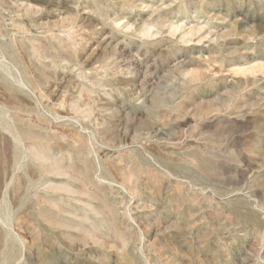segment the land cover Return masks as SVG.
<instances>
[{
	"label": "rangeland",
	"instance_id": "1",
	"mask_svg": "<svg viewBox=\"0 0 264 264\" xmlns=\"http://www.w3.org/2000/svg\"><path fill=\"white\" fill-rule=\"evenodd\" d=\"M0 264H264V0H0Z\"/></svg>",
	"mask_w": 264,
	"mask_h": 264
}]
</instances>
